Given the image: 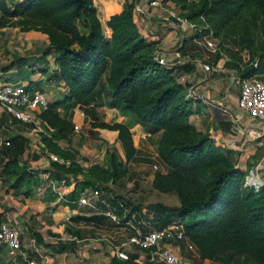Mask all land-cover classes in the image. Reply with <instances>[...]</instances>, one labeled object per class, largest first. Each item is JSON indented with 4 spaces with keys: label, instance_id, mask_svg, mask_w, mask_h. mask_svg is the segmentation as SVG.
Here are the masks:
<instances>
[{
    "label": "trees",
    "instance_id": "1",
    "mask_svg": "<svg viewBox=\"0 0 264 264\" xmlns=\"http://www.w3.org/2000/svg\"><path fill=\"white\" fill-rule=\"evenodd\" d=\"M242 1L244 4L254 5L264 13V0ZM136 13L135 0L125 2L122 11L110 15L104 28L92 0H0V27L16 20L15 23L24 30L36 28L46 33L49 44L59 50L55 64L58 76L68 90L62 99L49 102L47 108L35 109L37 115L52 128L49 135L42 134L43 151L46 147L50 152L65 157L76 156L75 151L57 143L60 131L66 126L68 119L56 107L63 104V111L71 113L73 104L83 106L92 102L97 105L100 83L107 74L110 106L130 111L153 133L150 143L154 147L156 158L159 165L167 167L166 172L156 169L160 173L155 175L153 183L158 185V178L165 180L168 188L196 183L203 166L202 149L207 143H212L213 139L209 133L197 132L189 122L190 100L187 92L175 75H172L173 67L164 66L154 58L155 46L139 32ZM78 18H83L88 24L87 34H83L78 28ZM208 32L209 28H203L195 34H211ZM254 61L251 60L244 69L237 71L243 75L257 73L264 81L263 62L258 58ZM106 125L116 130L125 161H139L140 150L134 143L129 125L122 121ZM187 131L193 132L194 136L188 139L183 137ZM237 156V150L226 149L223 155L225 164L211 175L204 196L184 199L176 206L163 207L176 211L189 220L205 216L197 222L182 225V230L184 238L196 246L199 256L209 258L216 264H230L228 260L238 257V250L244 255L243 263L249 261L250 252L256 254L257 260L264 262V185L257 188L245 182L243 177L246 179V174L237 167ZM109 164L111 173L109 176L105 173L104 178H107L104 181L101 179L102 168L99 163L85 167L87 177L83 179V184L87 186L100 185L102 181L116 182L120 175L127 172L117 160L114 150L110 151ZM52 165L65 168L66 172L72 174L80 172L83 175L84 172L83 166L76 160L69 164L52 161ZM29 173L24 171L19 175V186L28 188L25 190L26 195L32 192L31 184H25ZM38 174L33 177L40 180ZM16 182L8 187H14ZM40 182L37 190L47 183L50 188L49 196H57V190L52 188L46 177ZM81 182H76L74 189L66 194L68 199H77L83 189V186L79 187ZM223 187L226 189L225 193ZM114 197L117 200L112 201L115 202L113 210L120 214L128 208L129 202L120 199L115 193ZM132 212L130 207L127 213L131 215ZM157 212L159 215L164 214L165 218L161 224L154 221L156 227L153 228L163 227L169 221L163 210ZM65 246L60 244L57 248L63 250ZM219 251L228 254V258L224 260L222 255V258H216L219 257ZM250 264L261 263L255 260Z\"/></svg>",
    "mask_w": 264,
    "mask_h": 264
},
{
    "label": "crops",
    "instance_id": "2",
    "mask_svg": "<svg viewBox=\"0 0 264 264\" xmlns=\"http://www.w3.org/2000/svg\"><path fill=\"white\" fill-rule=\"evenodd\" d=\"M131 1L92 0V4L96 7L98 17L105 28L106 21L110 15L122 11L125 2ZM139 1L142 5V12L137 15L136 24H141L140 30L144 34L145 39L151 41L155 46L153 53L157 52L164 56H175V58L178 57L180 59L174 65L173 70L177 81L187 92L192 114L197 115L196 121L203 127L202 130L209 133L214 132V136L222 139L227 147L238 151L237 167L244 171L245 174L247 173L246 179L249 177L254 178V181L250 184L264 185V121L250 117L247 112L238 107V89L231 80V70L233 69L225 65L226 60L221 58L220 53L215 58L216 54L210 53L205 46L203 47L206 52L201 50L202 47L196 39V34L192 35L191 38L185 39L182 28L186 29V27L182 26L180 28L181 26L176 21H172V19L167 17L169 0H160L157 5H150L148 3L149 0ZM76 23L83 34L89 32V26L83 18H78ZM17 27L20 28V25ZM188 29L192 33V28L188 27ZM41 33L46 34L44 32ZM45 39L47 44L50 45L49 39ZM50 46L52 47V45ZM199 60L217 67L211 70H204L201 65H198ZM50 68H52L50 72L52 70L55 72L53 76L55 82L59 81V83L64 84L58 76L57 65L53 63ZM186 74H191V78L183 80L181 77ZM21 76L22 74H16L15 72L7 73L4 76H0V81L23 82L27 84L30 90L41 91L39 88H34L30 85L32 82L31 78L35 76L33 73L28 74L29 78L24 80L21 79ZM67 90L68 88H66ZM96 102L98 103L97 105H93L91 102L86 104L85 110L83 109L81 114L84 118L82 119H85L86 122L88 120L94 121L101 115L100 109L105 106L98 100ZM39 108L41 107L36 109ZM72 109H74L73 119L79 118L80 109L78 105ZM108 109L113 114L106 117L108 119L114 117L112 118L113 121H125L128 117V112L121 111L119 108L108 105ZM39 119L43 122L45 129L51 128L46 120L41 117ZM39 133L28 123L14 119L10 121V116L0 105V158L15 157L17 163H21L22 166L37 167L39 170L45 169L43 172H38L40 180L46 177L53 188L52 180L57 190V197L63 199L57 200L50 197L45 192V185L40 190H37V186L41 182L36 176V180L30 186L32 192L29 195L25 194V190L28 189L25 186L19 187L16 196L11 193L4 194L0 191V198L7 200L5 205L0 208L2 211L1 220H8L11 225L18 229L21 247L26 255L25 258H22L18 253L10 252L5 244H0V264H81L79 262L80 259L83 261L82 264H95L96 258L101 257L103 253L108 258L106 259L107 262L115 259V247L119 243L126 241L130 234L137 231H146L148 227H156L154 225L155 220H152V214L146 212L144 207L141 210L133 211L128 219L125 220V224L123 223L124 221L120 217L124 215L122 213L125 212V209H122L123 211L120 214L115 213V210H113L115 202L112 201L117 200L114 197L113 186L117 181L102 183L100 184L101 187L99 185L86 186L83 184V191L94 187L99 188L98 195H91L93 204L83 203L79 205L76 202L77 199H68L66 194L74 189L82 173L72 174L71 172H66L57 176L53 171L56 168L53 167L52 161L46 155L49 150L46 147L45 151L41 149V145L44 143L42 140L43 133ZM47 135H49V132ZM59 139H57V143L60 145L61 141ZM6 140L9 141L8 144L4 142ZM115 144L119 143L115 142ZM119 150L125 162L122 148ZM4 151H6V154ZM75 151L76 162L83 166V179L87 177V172L85 173V171L88 166L103 162L96 157L97 149L95 147L90 149L83 147ZM51 171L54 176L49 175ZM63 175L65 177L61 179ZM62 181L67 183H62ZM59 183L62 185L59 186ZM47 186L49 187V185ZM82 190H80V193ZM0 204H3L2 200ZM109 208L116 215V218L108 214ZM109 218L116 222L120 219V222L117 223L126 227L127 234L120 239L116 237L114 242L108 240V244L102 239L103 237H98L96 233ZM159 219L158 223L161 224L160 222L164 220L163 218ZM167 224L168 222L163 226ZM70 237H74V239ZM91 240L96 241L95 245L92 246L95 249L88 247L81 250L77 249L82 247L78 242L83 241L84 247ZM60 244L66 245L63 250H58L57 247ZM163 244L188 257L195 264H216L209 258H201L196 246L187 238L173 240L168 238ZM125 245V249L131 258L126 264H140L141 262L143 264H161L157 261H148L149 248H141L131 243H126ZM96 264H105V261L97 262Z\"/></svg>",
    "mask_w": 264,
    "mask_h": 264
},
{
    "label": "rangeland",
    "instance_id": "3",
    "mask_svg": "<svg viewBox=\"0 0 264 264\" xmlns=\"http://www.w3.org/2000/svg\"><path fill=\"white\" fill-rule=\"evenodd\" d=\"M136 14H139V12ZM167 17L172 19V21H176V23L181 26L180 28H182V26L186 27V29L182 28V33H184L185 39L189 37L191 38V36L195 35L199 29L202 30L203 28H209L208 33L214 35L215 40L222 46V53H220V56L226 60L225 65L228 68L242 70L250 64L251 60L254 61L255 58H258L263 62L262 72L264 74V13L259 11L254 5L244 4L242 0H169V4L167 5ZM15 21L16 20L0 27V76L15 72L16 74H22L21 79L24 80L29 78L27 76L28 74L33 73L35 76L34 78H31L32 82L30 85H32V87H37L43 91L49 102L62 99L67 94L66 86L59 83V81L55 82L53 77L55 72L53 70L50 72L52 69L50 67L55 63V58L58 56L59 50L54 49L55 47H51L47 44L45 38H48V36L46 34L41 33L36 30V28L21 30L22 28L17 27L19 25L15 23ZM189 22L193 23L194 26H189ZM140 25L141 24L137 25L138 30L144 36L140 30L142 27ZM188 27L192 28V33ZM199 35L200 36L196 35V39H199L200 41L199 45L202 47L201 50L206 52L201 43V40L206 34L200 33ZM149 42L151 43V41ZM218 55L219 53H216L215 58ZM172 75H175L174 70L172 71ZM106 77L107 74L102 78L100 92L97 94L96 98L105 107L100 109L101 115L97 117L96 120H88L86 122L85 119H82L84 116H82L81 113L83 109H86V105H78L80 113L78 114L79 118L76 119H73L72 117L74 109L69 113L63 111V104L57 105V111L62 112L63 116L68 119V123L60 131V145L62 147H70L73 151L83 147L85 149L95 147L97 149L96 157L103 161L99 164V167L102 168L100 175L103 181L107 178H104L105 173L108 174V176L111 173L109 164L110 151L114 150L116 152L117 160L122 163L123 168L127 171L124 175L118 177L116 184L113 186L114 193L120 199L129 202V205L126 204L128 208L122 213L124 215L120 217L121 220L124 221V224L125 220L129 217L127 212L130 207L131 211L141 210L144 207L145 211L150 212L152 214V219L157 222L160 220L158 216H164V214L159 215L157 211L163 210L166 213V217L169 218L168 224L173 223L180 227L204 219L205 216L200 219L189 220L176 211L174 212L173 210L163 207L176 206L184 199L204 196L207 192L208 181L211 175L225 164L223 155L229 147L226 146L222 139L214 136V132H206L210 134L213 141L210 144L207 143L202 149L201 159H203V166L201 168V175L196 183H184L182 186L180 185V187L176 186L175 188H168L166 181L158 178L156 179L158 180V185L154 184L153 181L155 175L160 172L153 167V164H159L154 152V147L150 143L151 135L153 133L148 131V128L141 124L130 111L124 110L128 112V117L125 121H122L129 125L133 134L134 143L140 150L139 161L124 162V157L119 150L122 147L116 137L117 132L115 129L106 125L111 124L113 122L112 118H114H106L113 115L110 112L111 110L108 109V105H110L111 101V94L110 90H108ZM76 106L77 105L73 104V107ZM188 109L189 122L197 132L205 133L202 130L203 127H201L196 121L197 115L192 114L191 104ZM100 123L106 124L101 125ZM138 123L139 125H137ZM47 129L49 133H52V129ZM36 132L40 134L39 131L36 130ZM190 132L191 131H187L182 136H186L187 139L190 136H194V133L191 132L190 134ZM178 138L181 139L180 136H178ZM115 142H118L119 144H115ZM4 153L6 154V151H4ZM55 168L56 169L53 171L57 176H60L61 173H66L65 168ZM158 169L164 172L167 171V167L163 164L162 166L160 164ZM44 170L45 169L39 170L37 167H27V165L22 166L21 163H17L15 157H9L8 159L1 157L0 191L4 194L11 193L13 196H16L19 186L18 183L21 179L19 176L20 174L24 171L30 172V176L27 178V183L25 184L32 185L34 180L33 175L38 172L40 173V171L43 172ZM49 175H53L52 171ZM64 177L65 176L63 175V178L61 179H64ZM243 178L246 182L245 177ZM79 181H82L79 186L82 187L83 175ZM14 182H16L14 187H8ZM64 182L66 181H62V183ZM60 183L59 186L62 185ZM91 184H94V182ZM44 187L45 192L50 194V188L47 186V183ZM99 187L101 186L99 185ZM9 188L12 190H8ZM225 191L226 189L223 187V193H225ZM52 197L57 200H63L60 197L53 196V194ZM12 199L14 200V198ZM1 200L3 201V204H0V208L7 202V200L0 198V201ZM164 218L165 216L163 217V220ZM1 219L2 211L0 209V220ZM117 222H120V219ZM117 222L109 218V220L103 223V227L97 231L96 235L98 237H103L102 239L108 244V240L114 242L116 237L118 239L123 238L124 235L127 234V229H125L126 227L119 225ZM99 241L104 243L102 240ZM95 242L96 241L91 240L84 247L83 241L78 242L82 247H78L77 249L81 250L86 247L91 249L92 246L95 245ZM236 253L238 257H231V259L228 260L230 264H250L255 260L258 263L264 264L263 261L255 258L256 254L254 252L249 253L250 259L244 263L242 262V259L244 258L242 252L238 250ZM105 255L106 254L103 253L101 257L96 258L95 264L101 261H105V263L109 262L110 260L106 262V259L108 258H106ZM217 255L219 257L216 258L219 259L221 255L224 260L228 258V254H224L220 251ZM79 262H81V264L83 263L81 259ZM140 264H143V262Z\"/></svg>",
    "mask_w": 264,
    "mask_h": 264
},
{
    "label": "built area",
    "instance_id": "4",
    "mask_svg": "<svg viewBox=\"0 0 264 264\" xmlns=\"http://www.w3.org/2000/svg\"><path fill=\"white\" fill-rule=\"evenodd\" d=\"M150 5H157L160 0H149ZM135 10L142 12V5L139 0H135ZM189 26H194L189 22ZM198 42L199 39H197ZM201 43L210 53H222L221 46L215 40L212 34H208L203 37ZM154 58L160 64L167 67H174L180 59L175 56H164L153 53ZM256 66L257 63L254 61ZM198 65H201L204 70H211L217 66H212L210 63L198 61ZM231 80L235 87L238 89L237 103L238 107L247 112V114L256 119L264 121V81L258 76L257 73H251L243 75L237 70H231ZM183 80L191 78V74H186L181 77ZM47 96L39 90H30L26 83L23 82H11L0 81V105L8 113L11 120H18L24 123L30 124L31 127L42 133H48V129H45L43 122L36 115L35 109L41 107L43 109L48 106ZM51 129V128H50ZM9 143V141H4ZM46 155L50 161H56L64 164H69L72 160H77V156L74 158L65 157L54 152H46ZM154 168H159V164H153ZM248 179H246V183ZM53 188H55L54 182L51 180ZM255 187H259V184ZM89 192V193H88ZM99 188L94 187L90 190H82L77 198V203H89L93 204L91 195H98ZM108 214L116 218L108 209ZM74 239V237H70ZM182 239L184 238L182 227L177 224L169 223L166 226L160 228L150 227L146 231H137L130 234L126 241L119 243L115 247V259L110 260L105 264H126L129 261L130 255L125 249L126 243L137 245L141 248H149L148 261L160 262L162 264H195L191 259L185 257L173 249L166 247L163 243L166 239ZM0 244H5L10 252L18 253L22 258L26 255L21 247V240L19 231L16 227L11 225L8 220H0ZM219 264V263H217Z\"/></svg>",
    "mask_w": 264,
    "mask_h": 264
},
{
    "label": "bare ground",
    "instance_id": "5",
    "mask_svg": "<svg viewBox=\"0 0 264 264\" xmlns=\"http://www.w3.org/2000/svg\"><path fill=\"white\" fill-rule=\"evenodd\" d=\"M253 179H254L253 177H249L247 181H248L249 183H252V182L254 181Z\"/></svg>",
    "mask_w": 264,
    "mask_h": 264
},
{
    "label": "clouds",
    "instance_id": "6",
    "mask_svg": "<svg viewBox=\"0 0 264 264\" xmlns=\"http://www.w3.org/2000/svg\"><path fill=\"white\" fill-rule=\"evenodd\" d=\"M247 184H250V183H247Z\"/></svg>",
    "mask_w": 264,
    "mask_h": 264
},
{
    "label": "water",
    "instance_id": "7",
    "mask_svg": "<svg viewBox=\"0 0 264 264\" xmlns=\"http://www.w3.org/2000/svg\"><path fill=\"white\" fill-rule=\"evenodd\" d=\"M248 182V181H247ZM249 183V182H248Z\"/></svg>",
    "mask_w": 264,
    "mask_h": 264
}]
</instances>
